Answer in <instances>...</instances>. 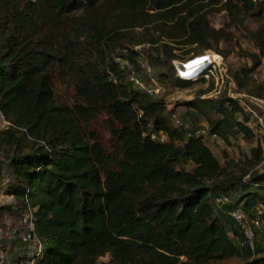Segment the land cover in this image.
I'll return each instance as SVG.
<instances>
[{
    "label": "trees",
    "instance_id": "trees-1",
    "mask_svg": "<svg viewBox=\"0 0 264 264\" xmlns=\"http://www.w3.org/2000/svg\"><path fill=\"white\" fill-rule=\"evenodd\" d=\"M216 14L228 17L229 28L242 16L258 24L245 32L256 52L238 49L251 68L230 75L242 91L243 75L264 67V0H0V113L8 123L0 159L15 185L7 194L19 211L35 209L36 264H220L254 250L229 213L240 208L252 220L264 206L259 142L241 174L229 172L232 161L222 167L204 136L187 137L164 115L165 100L134 89L119 66L128 61L142 74L136 46L167 72L190 53L226 58L217 47L228 34L207 22ZM183 47L193 49L176 53ZM188 73L172 86L189 88L196 74ZM56 83L71 90V104L57 100ZM212 89L210 80L182 106L205 121L207 136L225 145L238 135L252 141L250 113L223 95L202 98ZM100 116L109 150L85 127ZM186 162L194 168L184 169ZM3 172L0 162V192ZM214 196L232 200L219 206L225 214ZM17 243L28 258L29 245L19 236ZM247 264H264V256Z\"/></svg>",
    "mask_w": 264,
    "mask_h": 264
},
{
    "label": "rangeland",
    "instance_id": "rangeland-1",
    "mask_svg": "<svg viewBox=\"0 0 264 264\" xmlns=\"http://www.w3.org/2000/svg\"><path fill=\"white\" fill-rule=\"evenodd\" d=\"M208 24L215 30L224 29L226 31L227 35V42H222L218 45L219 51L228 52L229 55L226 58H223V62L225 64V67L227 69V75L229 79L232 81L231 73L239 71L240 69H250L251 68V61L248 60L246 57H242L238 54L239 50L244 52H256L252 42L246 37L245 32L248 30H254L257 27V23L254 19L249 17H241L240 23L241 25H236L237 27L229 28L228 27V17L225 14H216L208 17L207 20ZM139 33L140 30L136 29ZM136 49V50H135ZM188 49L192 50L191 47H183L180 51H176V53H184L187 52ZM239 49V50H238ZM135 51H139L143 54V56L146 57V50L143 46H136L134 47ZM189 57L192 56L190 53L188 55ZM188 57V58H189ZM147 58V57H146ZM187 58V59H188ZM186 59V60H187ZM148 64L151 65V78L155 84L153 85V82L145 80L143 82V86H146L148 84L152 85L154 88H158L159 92L157 94H154V99H164V115L170 117L171 122L175 124V122H178V124L182 125L184 128V131L186 133V136L195 135L198 132H204L205 137V143L209 147L210 151L214 155V157L219 161L220 165L222 167H226L227 163L229 161H232L227 167H229L228 171L232 172L233 174L240 175L241 174V167L245 166V162L247 159H251V148L255 145V143L259 142L261 145L263 151H264V110L260 108H253L252 105H250L251 112L250 113V122L248 123V126L252 129L254 133V138L252 141H245L241 135H238L236 137H232L230 141V145H225L222 141H219L215 138L207 136V124L205 121H203L194 111L187 109L182 106V102H186L189 100H192L194 93L198 89H206L208 87L207 82H199L195 81L191 83V86L187 89H176L172 86L173 81L175 80L177 76V73L173 68V71L167 72L166 68H158L156 66H153L151 63ZM181 62V61H179ZM183 62V61H182ZM201 61H196L189 65L188 68H185V70H188V75L193 76V74L197 73V70L200 67H196L198 64H200ZM185 70H180V76L184 75ZM159 73H166L168 74V79H162L158 77ZM240 73V72H239ZM140 74V73H139ZM244 81L245 84L243 87V90H238V87L235 85V83L230 85V80H224L223 85L220 89L216 88V91H219V94L215 95L220 96L223 95L225 97L230 98V94H241V98L243 102H247V99L243 97V95L248 96H255L250 93H261L263 94V98H261L264 101V67L259 66L252 74H250L248 77L245 78ZM55 93L56 98L59 102L65 103V104H71L72 99V92L71 90H67L63 85H60L58 83L55 84ZM215 85L213 84L214 91ZM142 92L144 90L142 88H139ZM211 91V92H212ZM203 98V97H202ZM240 102L239 100H237ZM260 119V121H259ZM176 125V124H175ZM178 126V125H176ZM6 127V124L4 123L1 115H0V131L3 130ZM86 129L89 132L95 133L99 139L100 142L103 144V146L109 150V131L106 127V124L104 123V117L100 116L96 120L92 121L88 125L85 126ZM261 162L255 167V171H259L261 174L264 173V154L262 155ZM0 162H2L4 166V176H3V182L1 185V192H0V207H9L12 206L18 212L10 213L8 210L0 211V262H6V261H17V256L22 260L25 255L26 258V252L25 250L19 248V252L15 254L13 251V247L15 246L18 248V236L20 233V218L23 211L20 210V206L17 205L14 197L7 194V190H12L14 188V184H10L9 186V180H10V170L5 168L7 166L1 159ZM186 170L193 169V165L190 162H186L182 166ZM264 194V193H263ZM219 198V196H214L213 199ZM232 201V200H228ZM217 212L221 214H225V212H222L221 208H217ZM254 216L256 219L260 221V227L256 230V240L254 244V250L252 251H246V249H242L243 256L240 258L234 257L228 260H225L221 262L220 264H247L251 260H255L259 257L264 256V206L258 205L257 210L254 211ZM250 218V217H249ZM248 218V221L251 220ZM241 237V235H240ZM239 237V238H240ZM237 244L238 242L234 240ZM32 252V250H30ZM248 253V254H247ZM247 254V255H246ZM105 259L104 261H106Z\"/></svg>",
    "mask_w": 264,
    "mask_h": 264
},
{
    "label": "built area",
    "instance_id": "built-area-1",
    "mask_svg": "<svg viewBox=\"0 0 264 264\" xmlns=\"http://www.w3.org/2000/svg\"><path fill=\"white\" fill-rule=\"evenodd\" d=\"M136 50V49H135ZM201 61L200 64H198L196 67H200L197 70L196 76L192 77V81H197L198 76L202 75L205 82L209 83L210 80H213V84L215 85L214 91L206 94L203 96V98H211L215 95L219 94V91H216L215 89H220L221 86L224 83V80L229 79L227 75V69L225 67V64L223 62V58L221 55L207 51L201 56L198 57H192L188 60H185L184 62L179 61H173L172 65L177 73L178 78H180V70H185V68H188L190 64ZM137 63L140 66L141 69V75L137 73L130 62L128 61H119V66L122 71L126 73V80L128 83L131 84V86L134 89L142 88L144 92L153 97L154 94H157L159 92L158 88H154L152 85L148 84L146 86H143V82L145 80L153 82V85L156 86L155 82L151 79L153 78L151 76V67L148 64V61L146 60V57L143 56L141 52L138 51V58ZM181 79V78H180ZM230 80V79H229ZM233 80H230V85ZM231 99L233 100H239V104L244 107L245 110H248L251 112L250 105H253L257 108H260L264 110V101L260 98L243 95L247 99V102H243L241 98V94H235L232 93L229 95ZM4 123L6 126L8 123L5 121L4 117L0 113ZM260 121V119H259ZM176 125L178 122H175ZM152 140H156L160 143L166 142L167 137L162 132L154 133L149 132L148 134ZM195 136H205L204 132H198L195 134ZM215 138V137H212ZM216 139V138H215ZM227 203L228 199L225 196H220L219 198H216L213 200V204L216 208H219L220 205L223 203ZM34 212L35 209L27 208L24 213L22 214L20 218V229L21 233L19 234V240L24 243L28 244L30 247V250H32L31 254L28 256V258L23 259L21 261H6V262H0V264H36L37 263V257L36 255L40 252V243L38 239L35 236V218H34ZM229 218L232 221V224L235 228L239 229L242 235L243 240L245 241V244L248 246V248L253 249L255 240H256V230L260 227V221L256 218L252 219L250 222L247 220L246 214L242 209H235L232 210L229 213Z\"/></svg>",
    "mask_w": 264,
    "mask_h": 264
},
{
    "label": "crops",
    "instance_id": "crops-1",
    "mask_svg": "<svg viewBox=\"0 0 264 264\" xmlns=\"http://www.w3.org/2000/svg\"><path fill=\"white\" fill-rule=\"evenodd\" d=\"M221 218H223V216H221ZM230 235H231V237L233 238L234 237V233L233 232H231L230 233ZM237 239V237L234 239V240H236ZM238 240V239H237ZM13 251L15 252V254H17V252H19V248H16L15 246L13 247ZM31 254V252L28 254V256ZM19 257V255L16 257V258H18ZM22 257H24L25 258V255L24 256H22Z\"/></svg>",
    "mask_w": 264,
    "mask_h": 264
}]
</instances>
